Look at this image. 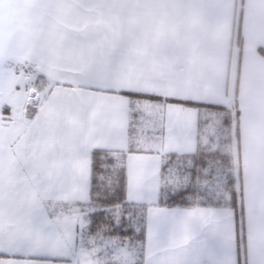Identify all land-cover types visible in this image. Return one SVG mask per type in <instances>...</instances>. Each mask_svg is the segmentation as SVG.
Returning <instances> with one entry per match:
<instances>
[{"label": "snow or ice", "instance_id": "obj_1", "mask_svg": "<svg viewBox=\"0 0 264 264\" xmlns=\"http://www.w3.org/2000/svg\"><path fill=\"white\" fill-rule=\"evenodd\" d=\"M25 2L26 50L0 26V264H218L225 191L238 250L234 113L202 72L212 0L179 25L145 24L154 0Z\"/></svg>", "mask_w": 264, "mask_h": 264}, {"label": "crops", "instance_id": "obj_2", "mask_svg": "<svg viewBox=\"0 0 264 264\" xmlns=\"http://www.w3.org/2000/svg\"><path fill=\"white\" fill-rule=\"evenodd\" d=\"M35 9L25 0H3L0 26L5 53L27 49ZM190 14L184 0H154L144 7L145 24L173 17L177 25ZM203 42L202 72L214 98L236 106L239 162L237 227L243 239L237 250L232 210L225 203L222 222L214 228L218 264H255L264 251V0H212L200 25ZM13 79L6 76L4 100L12 99ZM242 224V228L240 225Z\"/></svg>", "mask_w": 264, "mask_h": 264}, {"label": "rangeland", "instance_id": "obj_3", "mask_svg": "<svg viewBox=\"0 0 264 264\" xmlns=\"http://www.w3.org/2000/svg\"><path fill=\"white\" fill-rule=\"evenodd\" d=\"M11 96H12L13 100L16 99V91L15 90L12 92ZM230 100H231V103H230V107H228V109L230 112L234 113V115L232 117L233 122H232L231 126H225L224 127V131H223L224 139H222V141L220 143V151L228 157V159L231 163V171H232V174L234 175V177L236 178L235 187L239 191V183H238V181H239V179H238L239 162H238V158H237V139H236V115H237V112H236V106L234 103L233 96H231ZM228 196H229V193L227 191H225L224 192L225 203H227Z\"/></svg>", "mask_w": 264, "mask_h": 264}, {"label": "trees", "instance_id": "obj_4", "mask_svg": "<svg viewBox=\"0 0 264 264\" xmlns=\"http://www.w3.org/2000/svg\"><path fill=\"white\" fill-rule=\"evenodd\" d=\"M262 52V54L264 55V51H261Z\"/></svg>", "mask_w": 264, "mask_h": 264}]
</instances>
